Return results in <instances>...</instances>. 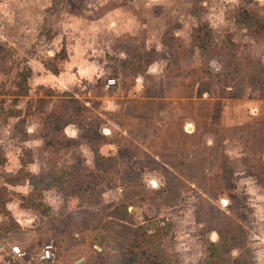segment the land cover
Returning <instances> with one entry per match:
<instances>
[{"label":"rangeland","instance_id":"1","mask_svg":"<svg viewBox=\"0 0 264 264\" xmlns=\"http://www.w3.org/2000/svg\"><path fill=\"white\" fill-rule=\"evenodd\" d=\"M243 10L264 0H0V234L31 253L54 239L43 264H128L119 224L157 221L156 264H203L204 236L241 228L232 254L264 264V34Z\"/></svg>","mask_w":264,"mask_h":264},{"label":"trees","instance_id":"2","mask_svg":"<svg viewBox=\"0 0 264 264\" xmlns=\"http://www.w3.org/2000/svg\"><path fill=\"white\" fill-rule=\"evenodd\" d=\"M236 22L245 24L248 27L257 26L260 28L261 32L264 34V17L252 13L248 10L240 11L236 14ZM208 36V38L205 40V35ZM192 37L197 40L198 47L205 48L210 41L213 40V30L208 25H201L194 28ZM211 46V45H210ZM224 47H220L221 54L222 55H229V58L231 59H237V55L234 52V48L236 46V43L233 40H229L228 44ZM241 59V58H240ZM239 65H243V61L241 60V63H238ZM228 65V64H227ZM225 65V66H227ZM229 64V67L230 68ZM226 69V70H227ZM55 73H58V69L53 67L52 69ZM240 68L229 69V71L220 74L214 75V77H225L224 75H227L224 78V81L226 80H236L235 75H231L233 71H240ZM21 79L19 81L20 87H24L25 83H27V80L29 78V73H26V75L23 73V75H20ZM207 84V81H204V84ZM208 90H204V92H207ZM203 93V92H202ZM47 124L55 125L53 129H56L57 131H60L61 134L65 135L64 128L65 126L70 122L66 121V123L62 122L64 119H62L61 116H59L56 113H50L47 115ZM62 119V120H61ZM51 129L50 126H44V129ZM105 160H111V157H104ZM134 174L131 176V181L133 183L137 182V179ZM231 202H233V205H237L241 203L240 198L238 197L237 193L231 191L229 193V197ZM6 205V203H5ZM231 207V206H230ZM115 209H119L120 212H123L122 218L126 219L128 216L127 211V205L126 203L119 204L115 207ZM241 217H244V212H238ZM121 220H124L122 219ZM120 226L117 228L115 234L121 241V248L123 251L127 254L128 258V264H134V260L138 259V257H141L136 264H156L160 263V261H157V258L160 257L159 254L154 253L151 251V241L154 237V233H161L164 229H167L168 224L161 225L160 222L154 221L151 224L144 225V224H135V223H128L121 222L119 224ZM152 231L150 233L149 231ZM206 231V229H204ZM219 233V239L218 241H213L210 238L203 237V244L206 248L207 255L205 256L203 264H254L253 260L246 257V254H239L237 257H235L232 254V251L234 248H244L246 245L245 243V234L243 233V230L241 228L236 229L235 231H230V235H227L225 232V227L221 229H217ZM168 232V231H167ZM4 235V234H3ZM0 234V237L3 236Z\"/></svg>","mask_w":264,"mask_h":264},{"label":"built area","instance_id":"3","mask_svg":"<svg viewBox=\"0 0 264 264\" xmlns=\"http://www.w3.org/2000/svg\"><path fill=\"white\" fill-rule=\"evenodd\" d=\"M116 78L110 77L107 86H114ZM57 244L54 239L47 240L37 252H29L27 247L12 243L7 237L0 239V254L8 257L9 263L43 264L55 260Z\"/></svg>","mask_w":264,"mask_h":264},{"label":"crops","instance_id":"4","mask_svg":"<svg viewBox=\"0 0 264 264\" xmlns=\"http://www.w3.org/2000/svg\"><path fill=\"white\" fill-rule=\"evenodd\" d=\"M51 76H53L54 78H55V80H63V79H65V78H68V76L69 75H65V73L64 72H61L60 73V75H34L33 77H34V79L35 80H42V79H44L45 77H47L48 79H51L52 77ZM41 82V81H40ZM55 84H57V83H55ZM8 156V155H7ZM9 208H10V205H9ZM2 218V215H0V219ZM1 222V221H0ZM4 237H7V236H5L4 235ZM3 236H2V238H4ZM25 247V246H24ZM3 256H4V254H0V264H3V263H1L2 262V260H3ZM83 259H79V260H77V261H82ZM76 261H74L72 264H74ZM80 262L78 263V264H80ZM83 264V263H82Z\"/></svg>","mask_w":264,"mask_h":264},{"label":"water","instance_id":"5","mask_svg":"<svg viewBox=\"0 0 264 264\" xmlns=\"http://www.w3.org/2000/svg\"><path fill=\"white\" fill-rule=\"evenodd\" d=\"M80 261H76L74 264H78Z\"/></svg>","mask_w":264,"mask_h":264}]
</instances>
